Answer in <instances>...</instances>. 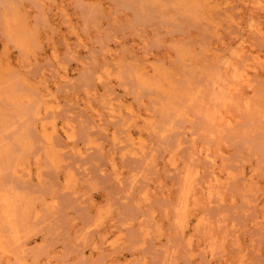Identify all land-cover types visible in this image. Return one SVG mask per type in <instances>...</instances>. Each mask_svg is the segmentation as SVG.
Here are the masks:
<instances>
[{
  "label": "rangeland",
  "instance_id": "obj_1",
  "mask_svg": "<svg viewBox=\"0 0 264 264\" xmlns=\"http://www.w3.org/2000/svg\"><path fill=\"white\" fill-rule=\"evenodd\" d=\"M0 63V264H264V0H0Z\"/></svg>",
  "mask_w": 264,
  "mask_h": 264
},
{
  "label": "bare ground",
  "instance_id": "obj_2",
  "mask_svg": "<svg viewBox=\"0 0 264 264\" xmlns=\"http://www.w3.org/2000/svg\"><path fill=\"white\" fill-rule=\"evenodd\" d=\"M254 3V2H253ZM251 4H252V2H251ZM262 4V3H261ZM256 6H254V8H255ZM257 8V7H256ZM262 8H263V6H262ZM262 8H261V10H262ZM258 9H259V7H258ZM242 49V48H241ZM239 51H240V49H239ZM238 53V52H237ZM255 58V57H254ZM251 60V59H250ZM254 65H256V67H257V64H255L254 62H252ZM257 63V62H256ZM1 64V63H0ZM246 65V64H245ZM250 65H251V63H250ZM248 67H249V65H248ZM252 67V66H251ZM250 68V67H249ZM246 69V68H245ZM256 69V68H255ZM254 69V70H255ZM246 71V70H245ZM251 71V70H250ZM243 72V71H242ZM247 72V71H246ZM246 72H244V73H239V71H235V72H233V80L235 81H237L238 82V84H242L240 87H243V86H245V87H247L246 85H248L247 84V77H248V75H247V73ZM142 80V79H141ZM235 84H237V83H235ZM245 84V85H244ZM42 85H40V88H43V87H41ZM47 86V85H46ZM48 88V87H47ZM48 89H50V88H48ZM47 90V89H46ZM42 91V90H41ZM49 91V90H48ZM235 91H237L236 90V86H233V87H231L230 88V92H235ZM44 92V91H43ZM46 93H47V91H46ZM49 93H51V92H49ZM43 94V93H42ZM48 94V93H47ZM43 96V95H42ZM51 97V96H50ZM43 98V97H42ZM44 98H46V97H44ZM40 99V98H39ZM53 99V98H52ZM221 102H222V106L225 104V102H226V99L224 98V97H221ZM46 100V99H45ZM49 100V99H48ZM50 101H52L51 99H50ZM219 101H220V99H219ZM41 102H43V101H41ZM53 102V101H52ZM51 102V103H52ZM39 103V102H38ZM44 104L46 103V102H43ZM48 103V102H47ZM46 103V104H47ZM49 104V103H48ZM54 105V104H53ZM42 106V105H41ZM41 106H40V109H42L41 108ZM50 106V105H49ZM51 106H52V104H51ZM43 107V106H42ZM48 108V107H47ZM46 108V109H47ZM52 108V107H51ZM54 108V107H53ZM56 108V107H55ZM38 109V108H37ZM45 105H44V112H45ZM48 109H50V108H48ZM43 110V109H42ZM51 110V109H50ZM50 110H49V112H50ZM43 112V111H42ZM53 112V111H52ZM39 113V112H38ZM41 113V112H40ZM43 114V113H42ZM48 114V113H47ZM215 114H217L216 112H215ZM215 114H213V115H215ZM220 115H221V113H220ZM219 115V116H220ZM44 116V115H43ZM47 116V115H46ZM223 116H225V114L223 115ZM223 116H220V118L218 119V121L219 122H223L224 124H226L225 126H227L228 124H229V122H231V120H229V118L227 117L226 118V116L225 117H223ZM46 118V117H45ZM216 118V117H215ZM215 118H213L214 119V121H215ZM41 119H42V117H41ZM232 119V118H231ZM43 120H44V118H43ZM43 120H42V122H43ZM41 121V120H40ZM39 121V122H40ZM217 121V125H219L218 122ZM38 123V122H37ZM50 123V122H49ZM39 124V123H38ZM38 124H37V126H38ZM52 124V123H51ZM46 125V124H45ZM215 125H216V123H215ZM216 125V126H217ZM219 126H222V125H219ZM49 128H50V126H49ZM48 128V129H49ZM52 128V127H51ZM43 129V133H46V132H51V130H49L48 131V129H47V131L45 132V127L43 126V125H41V130ZM61 130H63V129H61ZM65 129H64V133H65ZM38 132H40V130L38 131ZM48 133L44 136V137H46L47 135H48ZM67 133V132H66ZM42 134V133H41ZM62 134V133H61ZM43 137V138H44ZM49 138H50V136H49ZM44 139H46L47 140V138H44ZM130 142H132V140L130 141ZM129 142V143H130ZM133 143H138V142H134L133 141ZM135 145V144H134ZM138 147H141V146H139V143H138ZM4 153H6V151H4ZM0 157H1V154H0ZM28 172V171H27ZM28 174V173H27ZM14 212H13V205H12V203L10 202V201H8V199H6L5 198V196L3 195V196H0V219H2V223L7 227V229H8V232H9V235H10V237H11V239L13 240V242L14 243H18V229H17V227H16V223H15V220H14ZM110 244V243H109ZM0 247H1V243H0Z\"/></svg>",
  "mask_w": 264,
  "mask_h": 264
}]
</instances>
